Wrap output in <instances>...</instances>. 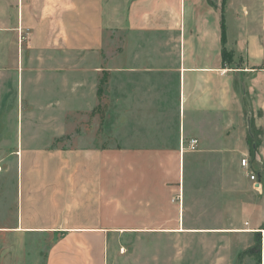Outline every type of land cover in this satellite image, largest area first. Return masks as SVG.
I'll use <instances>...</instances> for the list:
<instances>
[{
    "label": "rangeland",
    "instance_id": "obj_1",
    "mask_svg": "<svg viewBox=\"0 0 264 264\" xmlns=\"http://www.w3.org/2000/svg\"><path fill=\"white\" fill-rule=\"evenodd\" d=\"M252 4L263 8L264 0ZM19 7L20 0H0V264H45L53 240L10 229L20 165H41L42 152L62 148L143 147L176 153L160 158L158 169L151 158L113 163H146L139 182L131 174L139 196L130 207L144 208L147 229L166 232L122 239L132 249L120 264H264V109L242 124L196 119L184 127L174 78L163 83L159 109H123L121 74H111L121 69L120 29L107 32L96 51L35 50L28 31L16 29ZM226 48L225 63L235 69L241 60ZM191 138L199 140L196 151L187 149Z\"/></svg>",
    "mask_w": 264,
    "mask_h": 264
},
{
    "label": "crops",
    "instance_id": "obj_2",
    "mask_svg": "<svg viewBox=\"0 0 264 264\" xmlns=\"http://www.w3.org/2000/svg\"><path fill=\"white\" fill-rule=\"evenodd\" d=\"M220 1L20 0L16 29L28 31V45L35 50L70 51L100 50L107 32L120 29L121 69L112 68L111 74H121L123 109H159L163 83L174 78L184 127L196 119L236 125L264 109V7L226 0L223 10ZM223 16L226 45L241 60L235 69L223 60ZM173 152L147 147L44 151L43 164L17 168V223L10 229L52 237L45 264H120L132 249L122 239L166 231L147 229L144 208L140 213L130 207L139 196L131 174L139 182L146 163L125 167L114 165L113 158H151L158 169L157 161Z\"/></svg>",
    "mask_w": 264,
    "mask_h": 264
},
{
    "label": "built area",
    "instance_id": "obj_3",
    "mask_svg": "<svg viewBox=\"0 0 264 264\" xmlns=\"http://www.w3.org/2000/svg\"><path fill=\"white\" fill-rule=\"evenodd\" d=\"M198 146H199V140L197 138H191L187 143V149L188 150L196 151L198 149ZM182 149H184V140L182 142ZM242 165L246 169L250 168V161H249V158H247V156L243 157ZM249 175H250V178L252 181H258L259 180V177H260L259 173L251 172V173H249Z\"/></svg>",
    "mask_w": 264,
    "mask_h": 264
},
{
    "label": "trees",
    "instance_id": "obj_4",
    "mask_svg": "<svg viewBox=\"0 0 264 264\" xmlns=\"http://www.w3.org/2000/svg\"><path fill=\"white\" fill-rule=\"evenodd\" d=\"M225 0L223 1V10H224V6H225ZM227 27L225 24V19L224 16L222 18V55H223V60H227V53L229 52L228 49L226 48V44H227Z\"/></svg>",
    "mask_w": 264,
    "mask_h": 264
},
{
    "label": "bare ground",
    "instance_id": "obj_5",
    "mask_svg": "<svg viewBox=\"0 0 264 264\" xmlns=\"http://www.w3.org/2000/svg\"><path fill=\"white\" fill-rule=\"evenodd\" d=\"M246 231H250V230H246Z\"/></svg>",
    "mask_w": 264,
    "mask_h": 264
}]
</instances>
